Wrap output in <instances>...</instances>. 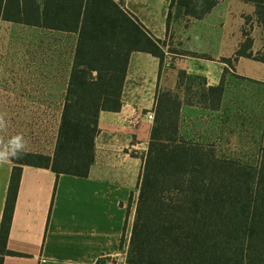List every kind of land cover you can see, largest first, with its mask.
I'll return each instance as SVG.
<instances>
[{
	"label": "trees",
	"instance_id": "16d2710c",
	"mask_svg": "<svg viewBox=\"0 0 264 264\" xmlns=\"http://www.w3.org/2000/svg\"><path fill=\"white\" fill-rule=\"evenodd\" d=\"M219 1L171 0L168 27L173 14L202 19ZM242 1L254 5L264 32V0ZM0 18L77 34L53 153L24 150L11 160L0 229L3 264L5 255H21L7 243L23 165L88 176L100 113L120 110L132 53L148 52L163 63L166 52L165 41L115 0H0ZM242 32L233 59L264 63V43L254 52L251 31L245 26ZM179 53L207 57L195 51ZM202 81L181 70L178 88H183L184 98L170 90L157 94L129 240L130 264H264V136L255 166L224 158L213 144L185 137L180 130L183 104L211 109L221 104L223 81L207 88Z\"/></svg>",
	"mask_w": 264,
	"mask_h": 264
},
{
	"label": "crops",
	"instance_id": "0c3cea01",
	"mask_svg": "<svg viewBox=\"0 0 264 264\" xmlns=\"http://www.w3.org/2000/svg\"><path fill=\"white\" fill-rule=\"evenodd\" d=\"M115 1L154 37L165 41V60L161 63L144 51L132 53L120 110L100 113L95 161L88 176L57 175L50 168L23 165L7 243L9 250L21 255H5L3 264H130L129 240L154 120L149 114L154 113L160 90L174 91L184 98L183 88H178L181 70L201 77L206 88L224 83L219 108L183 104L180 130L185 137L214 144L182 129L185 111L190 116L215 117L226 131L235 133L232 140L237 146L253 142L240 133H255L260 127L264 133L260 118L264 113L255 105L256 99L264 98V63L247 57L233 59L246 26V16L244 21L240 12L254 10L253 4L220 0L202 19L173 14L168 27L171 0ZM0 23L3 27L19 24L77 36L1 18ZM262 47L256 48L254 38V52ZM184 51L207 57L179 53ZM224 58L233 59L232 67ZM233 69L252 85L232 76ZM263 136L258 140L260 148ZM13 166L12 161L0 166V229Z\"/></svg>",
	"mask_w": 264,
	"mask_h": 264
},
{
	"label": "rangeland",
	"instance_id": "374dc122",
	"mask_svg": "<svg viewBox=\"0 0 264 264\" xmlns=\"http://www.w3.org/2000/svg\"><path fill=\"white\" fill-rule=\"evenodd\" d=\"M240 15L247 17L246 28L252 31L259 49L264 43V32L254 10L244 9ZM76 42L75 34L19 24L3 27L0 23V115L7 125L0 130V137L7 140L22 135L26 141L25 151L44 154L53 151ZM229 64L232 67V63ZM233 71L230 73L238 81L252 85L251 80ZM255 105L264 113V98L256 99ZM260 118L264 129V114ZM182 129L197 139L214 143L218 154L224 158L253 166L259 161L258 140L264 134L261 127L255 133H240L245 139L253 140L240 146L233 143L235 133L226 131L215 117L207 114L190 116L185 111Z\"/></svg>",
	"mask_w": 264,
	"mask_h": 264
},
{
	"label": "clouds",
	"instance_id": "9594fccd",
	"mask_svg": "<svg viewBox=\"0 0 264 264\" xmlns=\"http://www.w3.org/2000/svg\"><path fill=\"white\" fill-rule=\"evenodd\" d=\"M6 121L0 115V130L6 128ZM26 141L22 135H14L5 140L0 137V166L8 164L13 159H18L24 152Z\"/></svg>",
	"mask_w": 264,
	"mask_h": 264
},
{
	"label": "built area",
	"instance_id": "2783aa9c",
	"mask_svg": "<svg viewBox=\"0 0 264 264\" xmlns=\"http://www.w3.org/2000/svg\"><path fill=\"white\" fill-rule=\"evenodd\" d=\"M149 118H150V119H154V113H150V114H149Z\"/></svg>",
	"mask_w": 264,
	"mask_h": 264
}]
</instances>
